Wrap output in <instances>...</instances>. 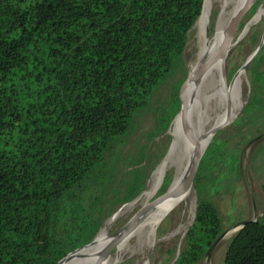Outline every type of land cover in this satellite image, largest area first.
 Here are the masks:
<instances>
[{"label": "trees", "instance_id": "16d2710c", "mask_svg": "<svg viewBox=\"0 0 264 264\" xmlns=\"http://www.w3.org/2000/svg\"><path fill=\"white\" fill-rule=\"evenodd\" d=\"M202 4L0 0V264H56L137 197L159 157L153 159L152 142L172 119ZM263 65L264 43L248 72L242 115L263 104ZM162 88L166 101L155 106ZM156 109L154 128L122 183L118 146L141 114ZM206 171L202 160L194 220L174 264H198L223 233L207 194L214 177ZM222 264H264V216L230 238Z\"/></svg>", "mask_w": 264, "mask_h": 264}, {"label": "rangeland", "instance_id": "374dc122", "mask_svg": "<svg viewBox=\"0 0 264 264\" xmlns=\"http://www.w3.org/2000/svg\"><path fill=\"white\" fill-rule=\"evenodd\" d=\"M263 1L264 0H262L257 6L256 0L245 13L241 22L243 26L238 29L236 33L237 44L231 49L225 60V84L227 86V93H225L227 94L228 99L229 97L231 98L234 96L237 91L239 92V96H241V104L236 110L237 112L235 111L237 115L234 118L231 117L229 121L220 128L222 131L214 139V141L212 140L213 138L211 139L200 161L201 163L203 160L205 165H207V177H214L212 184L208 185L207 187V194L216 205L219 215L222 218L223 233H225L211 256L210 264L223 263L227 244L230 238L237 231V227L235 228L236 225L245 220H252L254 218L260 219L264 216V192L261 188V185L264 181V83L261 94H259L261 101L263 100V104L255 106L246 115H242L249 99L250 76L248 73L249 70L246 72L240 69L249 56H251L256 50L261 40L264 17H258L257 13ZM214 4L217 5L218 2L215 1ZM218 12L219 9L217 6H215L212 9L209 22L204 28L203 32L205 33L207 30L209 37H212L214 34L216 21L219 14ZM244 30H246V33ZM204 33H201L200 27L197 26V22L189 32L188 42L184 51V60L186 64L185 67H187L188 71L192 68L197 60L201 35L204 36ZM239 69L245 73L242 79L243 81L240 85L238 77L241 71ZM231 71L234 72L232 76ZM184 76L185 72L181 82ZM208 81L200 85L198 91H196L195 104L197 105L196 109H200L202 114L204 111H209V114L213 115L218 109V102L209 98V88L212 90L215 83L210 78ZM234 83L235 86H233ZM228 86H230L231 90L228 89ZM166 91L167 89L165 88L160 89L157 94L158 98L154 102L155 106L156 104H160L161 106L165 103L167 96ZM235 112L230 111L227 117L231 113ZM156 113L157 109L153 112L149 111L147 113L141 114L136 119L129 134L118 146L119 150L116 151V156L117 158L119 157V169L121 174L120 182L124 183L125 179H127L126 177L128 176L127 173L130 170V164L135 162L138 157V151L146 142L145 136L152 128H154ZM170 127L171 123L169 124L167 130L152 142L155 150L153 159L161 155L163 152H165L163 158L166 156L169 145L172 141V137L169 135ZM220 130H218L217 133ZM163 158L159 161L157 166L160 164ZM156 167L152 172L149 173L143 192L146 190L148 181ZM170 173L171 172H168L166 176L168 180V187L172 182V173ZM157 194L158 193L153 196L152 201L160 197L157 196ZM128 203L119 206L115 212H118L123 208L124 205ZM195 204L196 194L195 191H193L191 200H189L187 203L181 204L173 211H171V208L167 215L159 223L155 231V246L153 247L152 254L149 258V264L171 263L176 253L180 250L186 231L191 224H189V216L192 213L194 216ZM140 207L141 206L139 205V208ZM114 213L112 215H114ZM112 215L103 221L101 229H99L97 235L105 226V224L109 222ZM131 215V212L129 214L124 213L118 219H116V222L114 221V223L111 224L108 230V235L110 236L120 227L125 225L129 221ZM141 224H139V226ZM177 229H179V231L176 233V236L167 239L168 234ZM97 242L100 243V241ZM174 243H176L175 248L165 253L166 249ZM129 244L133 246L135 244V240L130 239ZM113 251H116V247L113 248L110 253H114ZM122 258L123 259H121L118 264H136L137 262L136 256H128L123 254ZM84 260L86 259H83L82 262ZM98 260H100L99 257ZM198 264H205V261L202 260Z\"/></svg>", "mask_w": 264, "mask_h": 264}, {"label": "bare ground", "instance_id": "6f19581e", "mask_svg": "<svg viewBox=\"0 0 264 264\" xmlns=\"http://www.w3.org/2000/svg\"><path fill=\"white\" fill-rule=\"evenodd\" d=\"M215 1L218 2L217 5L214 4ZM255 1L256 0H248V2L247 0H204L202 13L197 21V26L200 27L201 33H204V27L209 22L212 9L215 6L218 7L219 14L213 37L211 39H206L203 35H201L198 59L202 56L203 53H206L205 60L197 79L195 80V82L190 83L187 86L186 92L187 124L189 128L195 133L196 137H199L200 147H203L204 139V146L209 144L217 131L220 130V128L225 125L231 117H234L236 115V110L241 104V96H239L238 91L234 96H232L231 98L229 97V99L226 94L227 86L225 84V60L228 54H226L224 57L221 56L217 58V55L215 56V52L220 41L223 38L225 30L228 27L235 26V22L237 21L238 16L240 14L244 15ZM257 15L258 17H264V1ZM244 31L246 33V30ZM251 57L252 55L249 56V58L246 60L241 70L245 71V68L248 66ZM244 71H241L239 73V85L243 81L242 79L245 74ZM209 78L215 83L214 86L211 84L213 86L212 90L211 88H209V98L218 102V109L214 112L213 115H210L209 111H204L202 114L200 109H196L197 105L195 104L196 91H198L200 85L208 81ZM230 111L236 112L231 113L227 117ZM169 134L173 138H171V148L163 158V160L160 162V164L156 167L155 171L152 173L144 193L141 196L133 199L128 204L124 205L123 208L118 212L116 211L114 215H112L109 222L105 224V226L96 236L94 242L83 248L84 250L76 259L72 261L71 264H118L121 259H123V254H126L128 256H136V264H149V258L152 254L153 247L155 246V231L159 223L163 220V218L167 215L171 208V211H173L181 204L187 203L192 198L191 191L183 194L181 192H178L175 196H173V191L177 187V185L186 177L187 170L195 158L196 145L191 140H189L182 132L179 117H176L172 122L169 129ZM168 172L172 173H170L172 175L171 184L164 192V194L152 201L153 196L159 190L161 183L167 176ZM139 205L141 207L145 206L148 209V212L145 213L141 219H139V224H142L138 226L133 235L128 237L123 243L110 244L109 242L112 239L113 235L124 234L135 225L138 219V213L140 209ZM130 212L132 213V215L129 221L109 236L108 230L111 224L114 223V221L124 213L129 214ZM193 220L194 216L192 213L189 216V224H192ZM178 231L179 229L170 232L167 239L175 237ZM130 239L135 240V244L133 246L129 244ZM97 241H100V243ZM115 247L116 251H113L114 253H110L111 250ZM98 257L100 258V260H98ZM83 259L86 260L82 262Z\"/></svg>", "mask_w": 264, "mask_h": 264}, {"label": "water", "instance_id": "95a60500", "mask_svg": "<svg viewBox=\"0 0 264 264\" xmlns=\"http://www.w3.org/2000/svg\"><path fill=\"white\" fill-rule=\"evenodd\" d=\"M248 2V0H247ZM246 2V4H247ZM203 4H204V0H203ZM203 4H202V8H203ZM202 8H201V12H200V15L198 16L196 22L198 21V19L200 18L201 16V13H202ZM245 15V14H244ZM243 14H240L237 18V21L235 22V26L233 27H228L226 30H225V33L223 35V38L222 40L220 41L217 49H216V52H215V56L217 58L219 57H224L226 54H229V52L231 51V48L237 44L236 42V31L239 29V25L241 24L242 22V19L244 17ZM195 22V23H196ZM217 22V21H216ZM195 25V24H194ZM206 27V26H205ZM204 27V28H205ZM215 28H216V25H215ZM244 29V28H243ZM215 32V31H214ZM214 35V34H213ZM213 37V36H212ZM212 37H209V34H208V31L206 30L205 33H204V38H208V39H211ZM263 43H264V25H263V31H262V37H261V40L256 48V50L253 52L252 54V57H251V60L249 61L248 63V70L250 69L252 63L254 62V60L256 59L259 51L261 50L262 46H263ZM200 49V48H199ZM199 53V51H198ZM205 54L206 53H203L202 56L198 59V54H197V60L195 62V64L192 66V68L188 71L187 67H186V70H185V76L182 80V82L180 83L179 87H178V91H177V102H176V105H175V108H174V112H173V116H172V119L171 121L173 122L174 119L176 117H179L180 119V125H181V130L182 132L184 133V135L189 139L191 140L193 143H195L196 145V151H195V158L194 160L192 161V163L190 164L188 170H187V174H186V177L177 185V187L174 189L173 191V196H175L178 192H181L182 194L183 193H186L188 191H191L192 195H193V191H195V177H196V173H197V170H198V167H199V164H200V161H201V158L203 156V153L207 147V145L203 146V147H200V139L199 137H196L195 133L189 128L188 124H187V98H186V92H187V86L190 84V83H193L195 82V80L197 79L198 75H199V72L201 70V67L203 65V62L205 60ZM245 64V62H244ZM244 64L240 67V69L243 68ZM239 69V70H240ZM247 70V71H248ZM246 71V72H247ZM236 75V74H235ZM172 122H170L172 124ZM229 124V123H228ZM170 135V134H169ZM171 136V135H170ZM172 137V136H171ZM173 139V138H172ZM171 144H172V141L169 145V148H168V151L170 150L171 148ZM167 151V153H168ZM166 153V154H167ZM165 152H163L161 155H159L158 157V160L156 162V165L153 167L152 171L154 170V168L157 166V164L159 163V161L163 158ZM151 171V172H152ZM148 179V177H147ZM146 179V181H147ZM146 181L143 185V187L141 188L139 194L137 196H141L144 192V187H145V184H146ZM148 212V209L145 207V206H142L140 207L139 209V213H138V219L135 223V225L129 230L127 231L126 233L124 234H115L113 235L112 239L110 240V244H121L123 243L128 237H130L131 235H133V233L135 232V230L138 228L139 226V219L142 218V216ZM257 219L254 218L252 220H245V221H242L241 223H239L238 225L235 226V228L237 227V231L238 232L242 227H244L248 222H252V221H256ZM188 230V229H187ZM187 232V231H186ZM225 233H222L219 237H217V239H215V241L209 246V248L207 249L206 253H205V257H204V261H205V264H210V259H211V256L216 248V246L218 245V243L220 242V240L223 238ZM186 235V234H185ZM97 236V234H96ZM96 236L91 240L89 241L88 243L68 252L63 258H61L60 260H58L56 262V264H59L61 263L63 260L65 259H68L70 258L73 254L77 253L79 250L87 247L88 245L92 244L96 238ZM185 238V237H184ZM184 240V239H183ZM180 252H181V248L180 250L176 253L175 257L173 258V260L171 261L170 264H174L179 255H180Z\"/></svg>", "mask_w": 264, "mask_h": 264}]
</instances>
